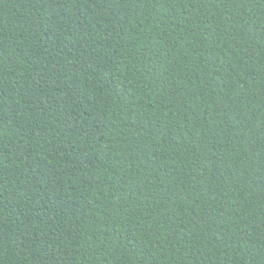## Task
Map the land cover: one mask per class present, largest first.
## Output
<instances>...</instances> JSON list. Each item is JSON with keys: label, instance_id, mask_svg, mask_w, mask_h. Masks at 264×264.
I'll use <instances>...</instances> for the list:
<instances>
[{"label": "trees", "instance_id": "16d2710c", "mask_svg": "<svg viewBox=\"0 0 264 264\" xmlns=\"http://www.w3.org/2000/svg\"><path fill=\"white\" fill-rule=\"evenodd\" d=\"M0 264H264V0H0Z\"/></svg>", "mask_w": 264, "mask_h": 264}]
</instances>
